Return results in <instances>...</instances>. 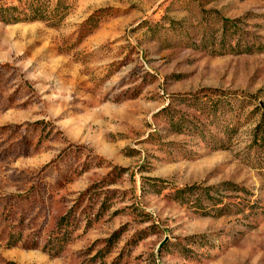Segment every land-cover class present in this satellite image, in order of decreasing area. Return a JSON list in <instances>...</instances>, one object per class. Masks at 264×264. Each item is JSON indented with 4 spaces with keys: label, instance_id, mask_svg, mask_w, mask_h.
<instances>
[{
    "label": "rangeland",
    "instance_id": "374dc122",
    "mask_svg": "<svg viewBox=\"0 0 264 264\" xmlns=\"http://www.w3.org/2000/svg\"><path fill=\"white\" fill-rule=\"evenodd\" d=\"M0 264H264V0L0 22Z\"/></svg>",
    "mask_w": 264,
    "mask_h": 264
},
{
    "label": "trees",
    "instance_id": "16d2710c",
    "mask_svg": "<svg viewBox=\"0 0 264 264\" xmlns=\"http://www.w3.org/2000/svg\"><path fill=\"white\" fill-rule=\"evenodd\" d=\"M19 5H9L3 3L0 5V22L4 24L17 23V22H30V21H45L49 20L52 23H56L60 20L69 7L71 0H54V5H50L52 0H16ZM232 47V46H231ZM233 48V47H232ZM246 50H250L246 47ZM232 186L230 183L222 185ZM227 188V187H226ZM195 190L203 191L202 193L206 200H210L208 190H201L199 186H185L177 189L173 195L176 198H183L194 193Z\"/></svg>",
    "mask_w": 264,
    "mask_h": 264
}]
</instances>
